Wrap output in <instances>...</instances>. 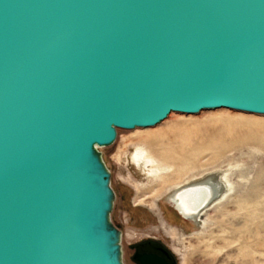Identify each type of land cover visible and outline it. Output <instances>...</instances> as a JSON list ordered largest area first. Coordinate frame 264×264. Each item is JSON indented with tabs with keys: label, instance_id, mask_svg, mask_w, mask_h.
I'll use <instances>...</instances> for the list:
<instances>
[{
	"label": "water",
	"instance_id": "95a60500",
	"mask_svg": "<svg viewBox=\"0 0 264 264\" xmlns=\"http://www.w3.org/2000/svg\"><path fill=\"white\" fill-rule=\"evenodd\" d=\"M220 108L264 116V0H0V264H125L99 148Z\"/></svg>",
	"mask_w": 264,
	"mask_h": 264
},
{
	"label": "rangeland",
	"instance_id": "374dc122",
	"mask_svg": "<svg viewBox=\"0 0 264 264\" xmlns=\"http://www.w3.org/2000/svg\"><path fill=\"white\" fill-rule=\"evenodd\" d=\"M220 109L170 113L154 127L118 130L111 146L99 148L116 195L111 218L122 232L125 264H138L134 247L147 241L178 264H264V126L255 124L264 116ZM239 114L254 123L240 122ZM138 129L164 138L150 147L170 156L149 173L132 161ZM215 170L227 172V196L206 207L202 223L179 216L166 192Z\"/></svg>",
	"mask_w": 264,
	"mask_h": 264
},
{
	"label": "bare ground",
	"instance_id": "6f19581e",
	"mask_svg": "<svg viewBox=\"0 0 264 264\" xmlns=\"http://www.w3.org/2000/svg\"><path fill=\"white\" fill-rule=\"evenodd\" d=\"M237 117L240 118V122H253L252 116L246 117L239 114ZM257 122L255 123L257 126H264L262 122L260 124ZM133 133L137 134V138L133 140L137 145L132 153V161L138 169L144 173H149L162 167L161 162L164 159H169L170 156L166 157L164 155V148L154 149L150 145H162V143L164 144V138H156L150 129H138L133 131ZM230 185L227 172L221 170L207 172L206 174L204 172L203 175L191 177L175 185L176 187L172 191L166 192V201L172 205L179 216L198 224L202 223V216L207 206L221 201L227 196L226 192H228L227 189H229ZM206 201L208 203L204 208H200Z\"/></svg>",
	"mask_w": 264,
	"mask_h": 264
},
{
	"label": "flooded vegetation",
	"instance_id": "af4514ba",
	"mask_svg": "<svg viewBox=\"0 0 264 264\" xmlns=\"http://www.w3.org/2000/svg\"><path fill=\"white\" fill-rule=\"evenodd\" d=\"M136 253H152V254H156V255L166 259V261L169 264H172V262L174 260L173 257L170 255V253L164 247H162L161 245L156 244L154 242H150V241L143 242L141 244L136 245L134 247V255Z\"/></svg>",
	"mask_w": 264,
	"mask_h": 264
}]
</instances>
